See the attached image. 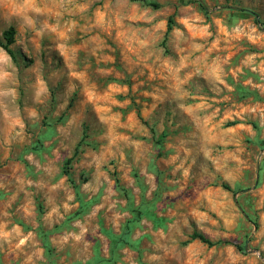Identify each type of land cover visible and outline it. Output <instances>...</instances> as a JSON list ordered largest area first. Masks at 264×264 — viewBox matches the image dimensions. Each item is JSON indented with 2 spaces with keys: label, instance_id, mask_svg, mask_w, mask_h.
Segmentation results:
<instances>
[{
  "label": "rangeland",
  "instance_id": "rangeland-1",
  "mask_svg": "<svg viewBox=\"0 0 264 264\" xmlns=\"http://www.w3.org/2000/svg\"><path fill=\"white\" fill-rule=\"evenodd\" d=\"M197 1L0 0V264H264V0Z\"/></svg>",
  "mask_w": 264,
  "mask_h": 264
},
{
  "label": "trees",
  "instance_id": "trees-1",
  "mask_svg": "<svg viewBox=\"0 0 264 264\" xmlns=\"http://www.w3.org/2000/svg\"><path fill=\"white\" fill-rule=\"evenodd\" d=\"M199 6L203 9L206 10L205 5L202 3L201 0L197 1ZM254 15V19L256 23H260L258 16L255 13H252ZM12 35H13V29L9 28L6 31H4V38L6 39V43H0V45L11 55L13 56V51L12 49L9 47V44L12 42ZM77 151V147L74 151V153ZM70 160V159H69ZM191 240L197 239L200 242L207 244L208 246H212L215 245L217 243H221V241H213L211 240L209 237H207L206 235H204L203 233L199 232V231H193L190 234L189 237ZM234 245L238 248V249H243V245L238 244V243H234Z\"/></svg>",
  "mask_w": 264,
  "mask_h": 264
}]
</instances>
